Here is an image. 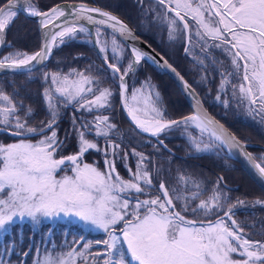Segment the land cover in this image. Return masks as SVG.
Returning a JSON list of instances; mask_svg holds the SVG:
<instances>
[{
	"label": "snow or ice",
	"instance_id": "6c2138e0",
	"mask_svg": "<svg viewBox=\"0 0 264 264\" xmlns=\"http://www.w3.org/2000/svg\"><path fill=\"white\" fill-rule=\"evenodd\" d=\"M158 3L165 6L167 12L175 14L170 21V38H175L176 33L187 32L191 42L190 24L194 22L195 36L204 42L203 46H207V40L218 41L211 47L227 52L235 73L242 72L238 89L242 97L248 100L249 111L264 118V0H158ZM21 10L27 16L40 18L44 43L32 54L16 51L4 56L0 59V69L32 71V65L48 59L58 44L75 38L77 33L89 32L81 21L96 26V44H100L103 26L111 28L113 33L119 32L121 36L135 39L126 24L98 7H87L81 3L54 5L41 11L31 0H6L0 3V43L6 29L15 22ZM92 13L97 15L93 16ZM178 24H182V29ZM111 45L115 58L120 50L115 38ZM99 51L106 53L107 43ZM132 54L134 59L123 73L118 66L119 61L109 63L106 54L102 58L111 73V80L119 81L123 107L137 129L158 137L174 126L194 124L201 134L208 133L209 137V143L191 140L196 151H212L213 145L218 149L226 148L229 154L237 150L264 177V156L253 157L244 150L245 142L209 117L202 110L194 89L186 81L183 88L196 101V110L192 115L178 120L165 119L164 110L157 106L159 93H155V101L151 93L145 97L143 109L130 106L125 77L141 59H152L136 47L132 48ZM172 71L175 72V69ZM176 75L183 81L179 73ZM44 78L54 86V91H44L50 119L36 126L28 122L34 115L32 108H25L22 102L18 105L12 96L0 90V127L12 129V135L23 137L15 143L0 142V230L6 231L16 219H30L39 223L44 219L64 217L75 218L86 226L101 230L107 238L95 241L96 245L102 244L104 248L94 254L89 251L93 246L92 241L82 246L80 242L73 241L76 247L58 255H53L46 248L41 256L37 250L34 264H77L78 261L87 264L89 256L94 264L101 261L102 264H264V241L248 238L244 228L233 219V209L237 205H244L245 201L238 200L225 209L224 204L230 197L220 191L219 182L207 200L200 199V186L196 181L183 177H180L183 183L191 182L198 191L190 196L173 197L161 181L156 189L160 195L152 197L153 178L149 170L141 166L147 159L143 154L133 150L132 154L138 155L141 163L137 164V170L130 180H124L116 172L114 161L105 160V171L83 162L86 152L92 149L99 151L98 145L87 139L86 135L94 132L96 137L107 139L116 130V125L109 122L108 116H96L92 122L81 123L79 129L73 118L78 151L71 155H60L63 142L58 139L54 127L59 115L53 102L54 96L65 107L78 105L77 111L92 112L94 109L111 107L113 91L110 87H100L99 77L76 70L66 75L45 73ZM228 83L230 81L222 77L219 91L223 92ZM236 87L233 85L234 95ZM140 91H133V101ZM216 99L219 100L220 96L217 95ZM224 103L227 104L226 101ZM21 111L24 112L23 118ZM36 136L40 139L33 142ZM110 146L113 155H116L115 149L119 145ZM257 159L261 162L256 163ZM61 172L64 174L60 175ZM172 191L176 192L177 189L173 188ZM140 195L149 198L141 200ZM174 199L183 201L180 210H177ZM196 200L199 203L192 206ZM255 203L264 202L256 200ZM187 212L194 216L202 213L205 219H189L182 214ZM213 216L215 219L211 218ZM28 254L25 252L22 255L26 259ZM0 264H4L2 257Z\"/></svg>",
	"mask_w": 264,
	"mask_h": 264
},
{
	"label": "trees",
	"instance_id": "16d2710c",
	"mask_svg": "<svg viewBox=\"0 0 264 264\" xmlns=\"http://www.w3.org/2000/svg\"><path fill=\"white\" fill-rule=\"evenodd\" d=\"M5 1L0 0V3ZM62 1L83 2L116 16L184 77L213 117L224 124L239 139L264 146V126L259 122L257 124L244 118L246 117L248 101L239 93L238 86L241 76L240 73H235V69L231 64V57L222 48L211 47L218 41L207 40V46H203L204 42L199 41L195 36V24H190L192 39L186 47L187 51L186 49L183 51L184 32L178 33L180 34L179 39H176L177 36L170 38V29H167L166 20L159 21L161 17H159L160 19H157V17L152 19V14L150 16L145 15L146 10L150 7L149 4L155 5L152 0H31L32 4L41 11ZM165 14L171 19L174 18L171 14ZM178 27L182 29L181 24H178ZM6 43L11 49L28 53L36 51L39 44L36 23L18 14L15 22L6 29ZM7 49L9 48L4 46L2 53ZM123 53L122 62L119 65L121 72L124 70L129 56L126 48H124ZM124 58H126L125 61ZM59 66L61 69H59ZM67 67L68 70H66ZM38 69L39 71H37ZM38 69L32 73L35 75L38 72L42 73L35 77H30V72L0 75V88L9 96H12L14 102L18 105L22 102L25 108H32L34 115L28 121L31 126L39 125L41 121L46 122L50 119L47 102L43 94L44 87L49 83L44 78L45 73L51 74L58 71V73L63 74L66 72L68 74L72 70L86 72V74L100 78V87H110L113 91L111 107L94 109L92 112L77 111L78 105L65 107L61 102L58 104L59 115L54 127L58 139L63 142L60 155H71L77 152L76 147L73 146V141L77 136L72 126L73 118L76 120V128L79 129L81 123L90 122V119L95 116H108L109 122L116 125V130L110 133L107 139L102 136L89 135L95 140L99 151L89 150L86 152L82 158L83 162L101 166L100 158L105 154L104 143L112 141L113 144L119 145V148L115 149V169L122 177L125 174L126 167L124 168V165H128L130 172L135 173L137 164L141 163L140 157L132 154L133 150L136 153L143 154L147 159L143 161L141 166L146 167L153 178L152 197L159 195L156 189L161 181L165 183L170 196L173 197L176 195L190 196L197 192L198 189L191 182L185 184L180 180V177H183L185 180L196 181L199 184L200 199H203L210 194L212 186L210 184L213 182L211 180H215L216 185L219 182L220 191L230 197V200L224 204L225 209L238 200L245 201L244 205H237L233 209L235 213L233 219L244 228L245 235L252 240L264 241V203H255L256 200L264 202V191L249 178L238 163L228 156L187 153L188 146L184 138L176 131H167L159 135L160 139L163 138V143L171 148L175 154L166 152L152 138L136 131L119 113L116 83L111 80L109 70L101 65L88 44L76 42L72 39L66 40L64 44H59L53 48L48 60ZM97 69L103 71L98 72ZM229 73H233V75H228ZM222 77H227L226 79L230 81L228 83L229 99L226 106L214 99L216 86L218 81L222 80ZM143 79L148 80L156 92L159 93V101L166 119H180L191 114V108L176 84L144 60H141L125 77L127 92ZM233 85L237 86L235 95ZM20 115L23 118L24 112L21 111ZM258 120L262 119L258 118ZM16 138L20 137L0 132V142L5 143ZM69 141L72 142V145L68 147L66 144H69ZM248 150L253 154L264 152L259 147H252ZM125 153H127V156H125ZM118 154L120 163L124 165H120L118 162ZM124 159L126 160L125 163ZM219 176L222 177L224 184L230 187H225L220 182ZM173 188L177 191L173 192ZM143 197L148 196L140 195L139 199ZM197 201L192 202V206H195ZM174 203L177 205V210H180L183 201L174 199ZM182 214L189 219H193V217H196L197 220L205 219L202 213L195 216L191 212ZM211 218L215 219V216ZM81 237H83V241H81ZM106 238L104 232L84 229L77 223L63 220L52 223L41 221L35 227H32L28 221L14 222L10 224L8 231L0 238V257L8 263L31 264L37 256V250L43 255L47 248L53 255H58L66 253L72 247H76L77 245H74L73 241L80 242V246L87 241H92L93 246L89 251L94 254L103 251L104 248L102 244L96 245L95 241ZM25 252L29 253L26 259L22 255ZM77 264H84V262L78 261ZM87 264H94L91 256H89ZM97 264H102V261L97 262Z\"/></svg>",
	"mask_w": 264,
	"mask_h": 264
},
{
	"label": "rangeland",
	"instance_id": "374dc122",
	"mask_svg": "<svg viewBox=\"0 0 264 264\" xmlns=\"http://www.w3.org/2000/svg\"><path fill=\"white\" fill-rule=\"evenodd\" d=\"M153 1V0H152ZM154 3V2H153ZM152 3V4H153ZM155 5L154 6H152V5H150L149 4V9H147L146 10V12H145V15L146 16H150V14H152L153 16V18L152 19H156V17H157V19H160L159 17H161V19L159 20V21H164V20H166V23H167V29H170L171 30V28H172V25H171V23H170V21H171V18L170 17H168V16H166V14H165V11H164V9H163V6L162 5H160L158 2H155L154 3ZM166 8V7H165ZM156 12V13H155ZM164 19V20H163ZM191 24H193L194 25V22H192ZM94 35H95V28H94ZM175 36H177L176 37V39H179L180 38V34H175ZM112 39H113V37L110 35V34H108L107 32H105V31H103L102 30V33H101V37H100V44H96L95 43V45H96V47H97V49H98V51H99V48L101 47V46H104V44L105 43H107V52L106 53H101L100 51V54L102 55V56H104L105 54L111 59V61L113 62V63H117V61H119V62H121L122 61V59L121 58H123V52H124V49H123V47H122V45L117 41V43H118V45H119V49L120 50H118V52H117V54H116V57L114 58L113 57V53H112V45H111V41H112ZM72 40H74V41H76V42H83V43H85V44H90L91 43V39H90V37H89V35L87 34V33H77V35H76V37L75 38H73ZM6 46H5V48H9V49H7L4 53H2V51L0 52V59H2L4 56H6V55H8V54H10V53H13V52H16V51H21V52H25V51H22V50H16V49H11L10 48V46L8 45V43H6L5 44ZM4 48V47H3ZM28 53V52H27ZM28 54H30V53H28ZM124 61L126 60V58H124L123 59ZM68 62V61H67ZM126 63H128V60L126 61ZM125 63V64H126ZM127 67H125V69H126ZM38 69V68H37ZM59 69H61V67L59 66ZM69 68L67 67L66 68V70H68ZM36 70V69H35ZM34 70H32V71H30V73H31V76L30 77H35L36 75H40V73H42V72H38L36 75L35 74H33L32 72H33ZM37 71H39V69L37 70ZM57 73H58V71H56ZM64 72V71H63ZM60 74H62V73H60ZM66 74V72L65 73H63L62 75H65ZM240 76H241V74H240ZM75 78V77H74ZM224 78H227V77H224ZM241 79H242V76H241ZM48 84L46 85V87H44V89H43V91H45V89H48V90H50V91H54V86L53 85H51V82H50V80H48ZM221 82H222V80H219L218 81V84H217V86H216V94H215V96H214V99L216 100V101H218V103H221L223 106H226L225 105V101L228 103V94H229V92H228V89H229V84H226L225 85V90L223 91V92H220L219 91V89H220V85H221ZM242 82V80L241 81H239V84ZM0 90H2L1 88H0ZM134 90H141L140 92H138L137 93V99L135 100V101H133L132 99H131V97H132V93H133V91ZM152 94V100L153 101H155V93H157L156 92V90L154 89V87H153V85L148 81V80H141V82L139 83V84H136V85H134V86H132L130 89H129V93L127 94V102L129 103V105L130 104H133V107H136V108H141V109H143L144 107H145V97H147L149 94ZM5 94H7L6 92H5ZM44 94V93H43ZM217 95H219L220 96V99L219 100H217L216 99V97H217ZM44 99H45V97H44ZM45 101H46V99H45ZM47 102V101H46ZM53 102L56 104V106H58V104L60 103V100H59V98L58 97H56V96H54V100H53ZM131 106V105H130ZM158 107H161V104H160V101H159V103H158V105H157ZM256 107H258V105L256 106ZM162 108V107H161ZM245 116L246 117H244L245 119H247L248 121H251V122H254V123H257L258 124V122L259 123H261L262 124V126H264V118H262L261 117V115H258V114H256L255 112H250L249 111V108H247L246 107V113H245ZM96 117V116H95ZM95 117H93V118H91L89 121L90 122H92V121H94V119H95ZM165 118V117H164ZM258 118H261L262 120H258ZM166 119V118H165ZM101 127H103V125L101 126ZM4 129V128H3ZM7 130H10V131H13L12 129H7ZM171 130H174V131H176V132H178L179 134H180V136L182 137V138H184V140H185V143H186V145L188 146L187 147V153H189V154H198V153H219V155H222L221 153V150L220 149H218V148H216V146L215 145H213L212 147H213V150L212 151H201V152H198V151H196V149L193 147V145H192V143H191V140L192 139H196V140H203L205 143H209V137H208V133H204V134H201V132H200V130L199 129H197V128H195V127H193V126H191V125H188V126H180V127H173ZM166 131H170V130H166ZM92 135H94L95 136V133L93 132V134ZM86 138L87 139H89V140H91V141H93V142H95V140L94 139H92V137H90L89 135H86ZM20 139H22V138H16V139H13V140H10V141H8V142H5V144H7V143H15V142H18ZM38 139H40V137H36V138H34L33 139V142H35L36 140H38ZM70 143L69 144H66V146H71L72 145V142L71 141H69ZM2 143H4V142H2ZM96 143V142H95ZM105 144V147L103 148L105 151H104V153L105 152H107V155H105L104 154V156H102L101 158H100V161H101V166H97V165H94V164H92V165H94V166H96V167H98L101 171H105L106 170V166H105V160L107 159V160H109V161H114V163H115V161H116V158H115V155H113V148L110 146V145H112L113 144V142L112 141H107V142H105L104 143ZM73 146H75L76 147V150L78 151V139H77V136H76V139L73 141ZM92 150H95V149H92ZM254 156H255V158H259V157H261V156H264V152H255V154H254ZM117 157H118V162L120 163V156H119V154L117 155ZM124 161V163L126 162V160L124 159L123 160ZM122 162V161H121ZM261 161L259 160V159H257V163H260ZM85 163H87V162H85ZM120 165H124L123 163L121 164L120 163ZM128 166V165H127ZM126 165H124V168L126 167L127 169H128V167H127ZM125 168V171H124V175L122 176V178L124 179V180H130V179H132V176H133V174L134 173H132V172H130L129 171V169L127 170ZM64 173L63 172H61L60 173V175H63ZM67 174H71V172L70 171H68V173ZM211 181H213L211 184H210V186H211V189H210V194L208 195V196H205L203 199L204 200H207L211 195H212V191H213V188L214 187H216V181L215 180H211ZM153 197H155V196H153ZM146 198H149V197H143V198H141V200H143V199H146ZM197 204L199 203V200L196 202ZM193 219H196L197 220V218L196 217H193ZM57 220H63V221H68V222H74V223H77L78 225H80L82 228H84V229H89V230H91V231H96V232H103V231H101V230H96V229H93V228H91L90 226H86V225H84L83 223H81L80 221H78V220H76L75 218H64V217H59V218H54V219H44V220H42V221H49V222H54V221H57ZM22 221H28L31 225H32V227H35L38 223H34V222H32L30 219H23V220H21V219H16L15 220V222H22ZM10 226V225H9ZM9 226L7 227V230L5 231V230H0V238H1V236L5 233V232H7L8 231V229H9ZM44 255V254H43ZM43 255H41V256H43ZM238 258V257H237ZM35 260H36V258L35 259H33V261H32V263L31 264H34V262H35ZM4 261V260H3ZM4 264H13V263H8V262H6V261H4Z\"/></svg>",
	"mask_w": 264,
	"mask_h": 264
},
{
	"label": "water",
	"instance_id": "95a60500",
	"mask_svg": "<svg viewBox=\"0 0 264 264\" xmlns=\"http://www.w3.org/2000/svg\"><path fill=\"white\" fill-rule=\"evenodd\" d=\"M6 2V1H5ZM83 2H78V1H62V2H59V3H56L54 5H79ZM85 4V3H83ZM52 5V6H54ZM87 7H95V6H92V5H88V4H85ZM50 6V7H52ZM48 7V8H50ZM47 8V9H48ZM45 9V10H47ZM45 10H42V11H45ZM104 11V10H103ZM19 14H21L23 17H25L26 19H29L31 21H34L36 23V30H37V34H38V38H39V44H38V48L36 51H38L43 43H44V38L42 36V29H41V26L39 24V17H30V16H27L22 10L19 12ZM93 16H96L97 14L95 13H92ZM113 15V14H112ZM175 15V14H174ZM97 18L99 19L100 17L97 16ZM82 23H84L85 27L89 30V32L87 33L91 39V43H90V46L91 48L93 49L97 59L99 60V62L101 63V65H103V67L106 68V65H105V62L103 60V56L100 54V52L98 51L96 45H95V39H94V28H96L95 25H92V24H88L86 21H81ZM125 24V23H124ZM51 27V25L49 26ZM129 28V27H128ZM130 29V28H129ZM102 30L106 31L108 34H110L112 37H114L115 39H117L124 47L127 48L128 50V53H129V63H131L134 59L133 57V54H132V48L133 47H136L137 49H139L140 51L146 53L149 57H151L152 59H141V60H144L145 62H147L148 64L152 65L156 70H158L159 72H162L164 73L168 78H170L177 86V88L179 89L180 93L182 94V96L184 97V99L186 100V102L188 103L189 107L191 108V111L192 114L195 113V103L196 101L193 99L192 95H190V93L185 90L183 88V82L186 81L184 79V77L170 64L168 63L159 53H157L155 50H153L144 40H142L139 36H137V34L135 33V31L131 30V32L133 33L135 39H132V38H128L126 36H121L119 34V32H116V33H113L112 29L107 27V26H103ZM43 31H47V30H43ZM185 44H184V47H183V51H185L187 45H188V33L185 32ZM5 46V36H4V39H3V42L0 43V52L2 51L3 47ZM35 52V51H34ZM33 52V53H34ZM50 57V55H49ZM48 57V58H49ZM48 59H46L43 63L41 64H33L32 65V70H35L37 68H39L40 66H42ZM141 62V61H140ZM139 62V63H140ZM166 62V64H165ZM138 63V64H139ZM136 64L134 66V68L138 65ZM168 65H170L171 67L169 68ZM107 69V68H106ZM172 69H175V72L172 71ZM23 72H29L27 70H19V71H13V70H9V69H0V75L1 74H6V73H9V74H16V73H23ZM176 73H179V75L181 77H183V81H181ZM187 82V81H186ZM188 83V82H187ZM116 84H117V99H118V105H119V108L124 116V118L126 119V121L133 127L135 128V130H137L139 133L143 134V135H146L150 138H152L159 146H161V148L163 150H165L166 152L168 153H171V154H175V152L168 148L163 142L161 139H159L158 137H154L152 136L151 134L149 133H142L139 129L136 128L135 124L131 121L130 117L128 116V113H127V110L123 107V103L121 101V98H120V90H119V81L117 80L116 81ZM189 84V83H188ZM190 85V84H189ZM193 89V88H192ZM195 91V90H194ZM196 93V91H195ZM196 96H197V99L200 101V106L202 107V110L204 112L207 113V115L209 117H211L212 119H214L215 121H217L219 124L223 125L225 129H227L230 133L234 134L231 130H229L224 124H222L219 120H217L215 117H213L211 115V113L207 110V108L204 106V104L202 103L199 95L196 93ZM189 116V115H188ZM178 120V119H177ZM0 132L2 133H5V134H8V135H11V136H15V135H12V131H9V130H6V129H3V128H0ZM235 135V134H234ZM236 136V135H235ZM18 137V136H17ZM237 137V136H236ZM23 138V137H21ZM237 139H239L237 137ZM241 140V139H239ZM243 141V140H241ZM162 142V143H161ZM245 142V141H243ZM245 151L250 153L249 152V148H252V147H261V148H264L263 146L259 145V144H256V143H250V142H245ZM225 152L228 154V156L234 160L236 163H238L240 165V167L244 170V172L249 176V178L259 187L261 188L263 191H264V177H261L260 174L258 173V171L253 167L252 163L249 162L247 160V158L243 155V153L237 151V150H234L231 154L228 153L227 149L224 148ZM251 154V153H250ZM252 155V154H251ZM253 156V155H252ZM256 163H257V160H256ZM222 177L219 176V180L220 182L225 186V187H230L228 185H225L224 182H223V179H221ZM160 194V193H159Z\"/></svg>",
	"mask_w": 264,
	"mask_h": 264
},
{
	"label": "flooded vegetation",
	"instance_id": "af4514ba",
	"mask_svg": "<svg viewBox=\"0 0 264 264\" xmlns=\"http://www.w3.org/2000/svg\"><path fill=\"white\" fill-rule=\"evenodd\" d=\"M241 74V73H240ZM247 100V99H246ZM248 101V100H247ZM254 107H256V106H254ZM247 108H248V102H247ZM118 111H119V113L122 115V112H121V110L118 108ZM123 116V115H122ZM124 118V117H123ZM167 135V134H166ZM163 139V138H162ZM136 170H137V168L135 169V171L134 172H136ZM135 174V173H134Z\"/></svg>",
	"mask_w": 264,
	"mask_h": 264
},
{
	"label": "bare ground",
	"instance_id": "6f19581e",
	"mask_svg": "<svg viewBox=\"0 0 264 264\" xmlns=\"http://www.w3.org/2000/svg\"><path fill=\"white\" fill-rule=\"evenodd\" d=\"M132 107H133V104H130ZM191 126H193V127H195V128H197L194 124L193 125H191ZM198 129V128H197ZM200 130V129H199Z\"/></svg>",
	"mask_w": 264,
	"mask_h": 264
}]
</instances>
